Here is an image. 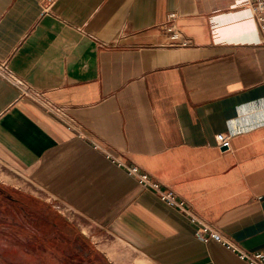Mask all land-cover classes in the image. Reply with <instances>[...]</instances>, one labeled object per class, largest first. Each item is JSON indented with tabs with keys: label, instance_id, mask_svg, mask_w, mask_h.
Segmentation results:
<instances>
[{
	"label": "crops",
	"instance_id": "0c3cea01",
	"mask_svg": "<svg viewBox=\"0 0 264 264\" xmlns=\"http://www.w3.org/2000/svg\"><path fill=\"white\" fill-rule=\"evenodd\" d=\"M240 1L0 0V63L24 83L0 73V256L247 264L224 241L264 250V42Z\"/></svg>",
	"mask_w": 264,
	"mask_h": 264
},
{
	"label": "built area",
	"instance_id": "2783aa9c",
	"mask_svg": "<svg viewBox=\"0 0 264 264\" xmlns=\"http://www.w3.org/2000/svg\"><path fill=\"white\" fill-rule=\"evenodd\" d=\"M240 3L241 4H251L253 6L254 19L257 22L258 28L262 33V36H263L262 38L264 42V0H241ZM170 19L172 22L175 19V15H171ZM167 30L171 34V40L175 42V44H177L178 46L187 47L190 45L189 40L183 41V34L180 31L176 30L174 26H172L171 24L167 26ZM0 73L14 84L20 85V86L24 85L23 81H21L17 76L12 74L8 70V67L6 65L1 64V63H0ZM21 88H23V92L25 94L32 96L36 101L40 102L43 106H45L49 111L54 113L56 116L62 117L63 115H65L64 108L51 104L50 102L44 99L42 94L34 90H31L30 88H27L26 86L21 87ZM216 141H217L218 147L224 153L231 149V138L228 135L218 134L216 136ZM129 172L131 175L135 176L139 180L140 184L148 188H152V189L159 191L158 184L152 182L146 174H141L138 168H130ZM161 197L163 200L169 202L170 204L177 205L180 208H182V204L177 203L174 197H172L170 194L161 192ZM191 221L198 223L200 225V227L197 230V234H196L200 240L208 242L211 238H219V236L216 233H214V231H212L204 223H201L194 216H191ZM224 244L227 246V248L237 253L238 256L241 258V260L247 262V264H264V250L258 251L255 253H247L229 242L224 241Z\"/></svg>",
	"mask_w": 264,
	"mask_h": 264
},
{
	"label": "rangeland",
	"instance_id": "374dc122",
	"mask_svg": "<svg viewBox=\"0 0 264 264\" xmlns=\"http://www.w3.org/2000/svg\"><path fill=\"white\" fill-rule=\"evenodd\" d=\"M8 238H3L4 241H6L8 244L11 243V241L7 240ZM9 239L10 238L9 236ZM26 245L21 246H15L9 249H6L4 251V256H0V263L1 264H47V257L45 255L39 252H34L32 250H29L25 247ZM71 259H64L60 260L62 261V264H68ZM137 261V260H136ZM83 264H94L91 261L84 262ZM135 264H137L135 262ZM147 264V263H144Z\"/></svg>",
	"mask_w": 264,
	"mask_h": 264
},
{
	"label": "water",
	"instance_id": "95a60500",
	"mask_svg": "<svg viewBox=\"0 0 264 264\" xmlns=\"http://www.w3.org/2000/svg\"><path fill=\"white\" fill-rule=\"evenodd\" d=\"M1 264V263H0Z\"/></svg>",
	"mask_w": 264,
	"mask_h": 264
}]
</instances>
